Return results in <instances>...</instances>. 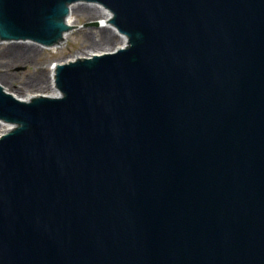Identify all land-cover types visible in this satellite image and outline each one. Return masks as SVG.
<instances>
[{"label":"water","instance_id":"obj_1","mask_svg":"<svg viewBox=\"0 0 264 264\" xmlns=\"http://www.w3.org/2000/svg\"><path fill=\"white\" fill-rule=\"evenodd\" d=\"M76 1L0 0V35L55 48ZM86 1L130 46L0 86V264H264V0Z\"/></svg>","mask_w":264,"mask_h":264},{"label":"rangeland","instance_id":"obj_2","mask_svg":"<svg viewBox=\"0 0 264 264\" xmlns=\"http://www.w3.org/2000/svg\"><path fill=\"white\" fill-rule=\"evenodd\" d=\"M101 12L90 8L71 11V21L79 28L71 33L62 49L31 52L30 57L26 58L15 56L9 49L12 44H18L20 48H24L22 46L24 44L0 42V74L5 75L3 83L6 89L22 98L30 94H43L47 90L46 83L51 73V64L70 59L75 55H85L94 49H106L117 45L118 37L109 44L101 46L102 41L92 33L94 25L85 26L101 18ZM39 72L45 73L44 77H41ZM39 77H41V82L38 81Z\"/></svg>","mask_w":264,"mask_h":264},{"label":"bare ground","instance_id":"obj_3","mask_svg":"<svg viewBox=\"0 0 264 264\" xmlns=\"http://www.w3.org/2000/svg\"><path fill=\"white\" fill-rule=\"evenodd\" d=\"M76 5V4H75ZM73 6L72 7V11L74 9L76 10H80V9H92V10H98L99 12H101V18H99V20H97L99 22L98 25H94L92 26V29L94 31H92L93 35L97 38H99L101 41H102V45H107L109 44L111 41L115 40V38H117V35L115 34V32L113 31L112 27L108 24V19H109V15H108V11L104 10L101 8V6H98V5H85V4H78L76 6ZM70 9V8H69ZM72 23L71 21H67L65 22V26H68V27H71ZM71 35V29H66L64 31V36H63V43H65L69 36ZM24 48H20V45L18 44H12L11 47H9L10 51L12 50V54H14L15 56H21V57H26V58H29L30 57V53L33 52V53H36V52H39L41 50H53L55 48H51V47H43V46H35V45H27V44H24L22 45ZM112 46V45H111ZM117 47H124L123 44L121 43V41L119 40V43L118 45H116ZM116 46L114 47H109V48H106V49H94V50H91L89 51L88 53H86L85 55L83 54H80V55H75L74 57H77V58H84V57H93L97 54H100L102 52H106V51H112L113 49L116 48ZM68 61H74L73 57L70 58V59H66V60H63L62 62H57L55 63L51 70H57V64H62V63H66ZM41 77H44L43 75L45 73L43 72H39L38 73ZM5 75H1L0 74V84L4 87L6 85H4L3 83V78H4ZM41 77H39L38 81L41 82ZM47 84V89L53 84L52 82V72L49 76V80L48 82L46 83ZM5 88V87H4ZM5 90L7 92H10L8 89L5 88ZM14 95V94H13ZM42 94H33V95H29L25 98V101H28V100H32V99H35V98H38L40 97ZM15 96V95H14ZM15 97H17V99L19 100H22L23 101V98L16 95ZM8 127V123H3V122H0V137L2 135L5 134L6 132V129Z\"/></svg>","mask_w":264,"mask_h":264}]
</instances>
